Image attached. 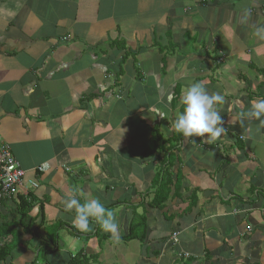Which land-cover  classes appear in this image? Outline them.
<instances>
[{
    "label": "crops",
    "instance_id": "0c3cea01",
    "mask_svg": "<svg viewBox=\"0 0 264 264\" xmlns=\"http://www.w3.org/2000/svg\"><path fill=\"white\" fill-rule=\"evenodd\" d=\"M260 26L264 0H0V138L37 183L27 216L58 236L52 260L78 189L117 217L118 241L87 249L101 264H264V124L241 122L264 99ZM194 82L224 97L212 144L171 127ZM17 206L0 201V246L19 240L0 264H32L40 243ZM92 225L76 238L103 235Z\"/></svg>",
    "mask_w": 264,
    "mask_h": 264
},
{
    "label": "clouds",
    "instance_id": "9594fccd",
    "mask_svg": "<svg viewBox=\"0 0 264 264\" xmlns=\"http://www.w3.org/2000/svg\"><path fill=\"white\" fill-rule=\"evenodd\" d=\"M255 35L264 38V26L257 27ZM224 102L220 93L209 94L206 87L200 82H194L186 86L182 91L178 105L179 111L172 121V129L184 138L202 137L208 144L227 135V129L223 126L221 113L217 105ZM155 115L164 118L166 113L157 110ZM255 119L264 124V99L258 98L250 102L249 110L241 117ZM196 143L195 140H192ZM78 189L67 196L64 211L74 212L72 224L75 229L82 233L89 232L90 223L95 224L103 232L116 237L119 230L117 217L111 209H108L98 198L78 197Z\"/></svg>",
    "mask_w": 264,
    "mask_h": 264
},
{
    "label": "trees",
    "instance_id": "16d2710c",
    "mask_svg": "<svg viewBox=\"0 0 264 264\" xmlns=\"http://www.w3.org/2000/svg\"><path fill=\"white\" fill-rule=\"evenodd\" d=\"M177 95V93H174V96ZM180 140L183 138L182 136L179 135ZM165 196V195H163ZM27 197L25 196H20L18 195L16 198V202H18V210L21 213V218L17 221V224H20L21 231L24 233H30L31 238H39V246L37 247V251L35 254V259L32 264H36L40 258L43 264H101L99 262V255L98 254H88L87 251L85 250H78L76 252H73V254H69V252H66L67 258L62 261H59L57 259H51L50 256L55 255V251L57 250L58 247V236H53V237H47L46 239L43 237H40V235L37 232V228H34V219L31 217L29 218L27 216L29 210L31 211L34 207V201L35 198L30 195V201L26 199ZM158 203V207L162 206V203ZM136 222V220H135ZM96 229H99V227L96 226ZM58 230V229H56ZM69 233L70 236L72 235L73 237H78L76 230L74 228H69ZM100 234L97 230V232L94 235ZM12 236V241L9 244H2L0 246V263L4 262L5 258L7 256H11L12 252H14V249L16 248L17 244L19 243V240L14 236ZM3 237V236H2ZM102 238H106L107 235L106 233L101 236ZM145 237V236H144ZM126 240H134V239H141L138 237L136 231H134L131 227L129 228V234L125 236ZM58 240V241H57ZM16 243V245L14 244ZM52 245V246H51ZM54 261V262H52ZM191 260L187 263V261L184 264H190ZM42 264V263H41Z\"/></svg>",
    "mask_w": 264,
    "mask_h": 264
},
{
    "label": "built area",
    "instance_id": "2783aa9c",
    "mask_svg": "<svg viewBox=\"0 0 264 264\" xmlns=\"http://www.w3.org/2000/svg\"><path fill=\"white\" fill-rule=\"evenodd\" d=\"M28 188H37V183L25 182V171L14 158L10 146L0 138V201L16 199L23 190L26 197ZM173 238L176 241V237Z\"/></svg>",
    "mask_w": 264,
    "mask_h": 264
},
{
    "label": "rangeland",
    "instance_id": "374dc122",
    "mask_svg": "<svg viewBox=\"0 0 264 264\" xmlns=\"http://www.w3.org/2000/svg\"><path fill=\"white\" fill-rule=\"evenodd\" d=\"M192 208V207H191ZM93 223V227H95V222H92ZM92 227V228H93ZM98 227V226H97ZM102 235L101 234H98L96 236L94 235H89L86 234V235H83V236H79V238H76V237H73L71 235L70 236H67L66 233H63L61 234V240L63 241H69L66 245V251L69 252V254H73V252H76L78 250H85L87 251L88 248H92L91 246L94 245V242H96V247L98 246V243L101 244L102 246L105 247V239L101 237ZM109 249H105L104 250V253H106V251H108ZM89 253V251H88ZM42 259V257L40 256L38 262L36 264H43V262L40 260Z\"/></svg>",
    "mask_w": 264,
    "mask_h": 264
}]
</instances>
